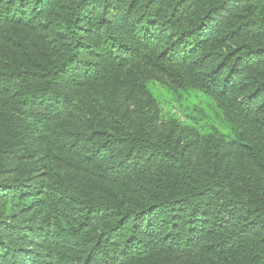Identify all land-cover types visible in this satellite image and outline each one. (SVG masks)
Listing matches in <instances>:
<instances>
[{"label": "trees", "instance_id": "1", "mask_svg": "<svg viewBox=\"0 0 264 264\" xmlns=\"http://www.w3.org/2000/svg\"><path fill=\"white\" fill-rule=\"evenodd\" d=\"M0 264H264V0H0Z\"/></svg>", "mask_w": 264, "mask_h": 264}, {"label": "rangeland", "instance_id": "2", "mask_svg": "<svg viewBox=\"0 0 264 264\" xmlns=\"http://www.w3.org/2000/svg\"><path fill=\"white\" fill-rule=\"evenodd\" d=\"M166 101L162 103L163 105V114L165 116H177L181 117V113L183 111V106L180 104V102H175L170 98H165ZM204 107H208L206 104H204ZM208 109V108H206Z\"/></svg>", "mask_w": 264, "mask_h": 264}]
</instances>
